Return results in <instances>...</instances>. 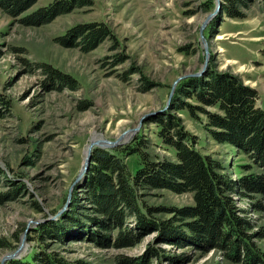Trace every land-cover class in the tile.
<instances>
[{
	"label": "rangeland",
	"instance_id": "374dc122",
	"mask_svg": "<svg viewBox=\"0 0 264 264\" xmlns=\"http://www.w3.org/2000/svg\"><path fill=\"white\" fill-rule=\"evenodd\" d=\"M55 1L36 0L11 12L0 0V168L5 173L0 181V264L22 237L18 257L3 264L30 259L39 250L93 264H240L205 244H178L170 235L163 240V228L141 237L130 218L120 228L110 219L105 230L79 223L84 228L51 238L37 229L62 213L63 219L74 198L85 193L87 172L56 217L94 134L101 140L120 139L118 147L136 146L154 159L176 161L174 148L162 142L154 121L167 112L180 118L183 129L196 138L195 149L216 160L223 174L238 180L262 171L239 147L213 139L205 114L191 107L202 106L194 97L174 101L184 78L169 95L178 77L200 71L208 58L202 75L210 70L236 78L256 91V106L264 109V0H73L75 8L47 23L23 21ZM87 23H103L109 37L90 51L59 41H78L71 33ZM42 64L67 76L73 86L50 76ZM177 101L183 107L170 110ZM124 162L134 172L137 154L125 156ZM141 193L142 201L156 210L154 219L162 221L171 217L164 209L193 204L189 192L154 188ZM230 197L237 213L252 223L249 233L258 234L264 228V209L254 204H264V195L236 192ZM119 231L133 232L130 244H115ZM106 233L105 244L90 238ZM258 235L253 241L264 253V237Z\"/></svg>",
	"mask_w": 264,
	"mask_h": 264
},
{
	"label": "trees",
	"instance_id": "16d2710c",
	"mask_svg": "<svg viewBox=\"0 0 264 264\" xmlns=\"http://www.w3.org/2000/svg\"><path fill=\"white\" fill-rule=\"evenodd\" d=\"M35 1L2 0V3L7 10L14 12L25 10ZM71 1L73 0H56L42 8L37 15L26 17L23 21L47 23L75 8L77 5ZM227 10L226 8L225 11ZM228 15L236 17V14L230 12ZM71 34L72 39L77 38L78 41H66L65 38H60L59 41L68 42L70 46H80L83 51H90L109 37L110 30L103 23H87L77 26ZM41 66L47 69L45 64ZM47 73L56 76V80L73 86L71 79L49 67ZM182 82L183 87L177 89L174 101L179 100V96L194 97L202 106L191 107L205 114L206 128L213 139L219 143H231L239 147L262 171L242 175L238 180L223 174L224 169L216 160L195 149L196 138L183 129L180 118L167 112L154 121L158 123L157 134L162 142L174 148L176 161L151 158L146 151L130 145L112 149L94 148L83 185L85 192L83 196L87 194L86 199L81 195L80 198L76 196L63 219L62 213L56 220L41 222L37 229L40 235L56 237L57 233L63 231L72 233L74 228L81 227L83 223L91 227L101 225L102 230H105L115 222L118 224L117 228H120L124 218H130L134 219L135 233H140L141 237L149 230L163 228L166 233L160 235L163 240L173 237L172 240L174 242L177 240L178 244H182L183 241L205 244L222 250L232 262L264 264V253L253 241V237L258 234L259 237H264V228L258 234L249 233V230L253 229L252 223L237 213V208L230 197L236 192L241 194L258 192L264 195V109L256 106L257 93L232 76L210 70L202 76L186 77ZM205 106L216 107L218 111H209ZM182 107L177 101L171 103L169 109L178 110ZM131 154L138 156L137 167L132 173L124 162V157ZM4 175L0 168V181ZM154 188L168 189L175 193L189 192L192 194L193 204L166 207L164 211L171 213V217L164 221L154 219L152 215L156 210L142 201L141 193L142 190ZM73 196L75 194L72 193ZM80 201H83V204L79 203ZM254 205L264 209V204L259 200ZM81 210L87 211L89 215L78 213ZM95 218L98 222H92ZM118 233L115 243L117 245L126 241L129 243L130 236H133L131 231L128 232L130 236L125 231ZM103 235L105 234L91 235L90 238L105 244L109 237L107 233ZM2 245L3 242L0 240V246ZM136 262L135 264L138 263ZM8 264L93 263L82 259L65 260L58 254L39 250L32 254L30 259H12Z\"/></svg>",
	"mask_w": 264,
	"mask_h": 264
},
{
	"label": "water",
	"instance_id": "95a60500",
	"mask_svg": "<svg viewBox=\"0 0 264 264\" xmlns=\"http://www.w3.org/2000/svg\"><path fill=\"white\" fill-rule=\"evenodd\" d=\"M205 23H206V21L204 22V24ZM203 26L204 25H202V28H203ZM207 59L208 58H205L204 65H203V67H202V69L200 71H198L196 73L189 74V75H184V76L178 77L175 80V82L173 83V87H172V90H171V93H170L169 96H171L172 93L174 92L175 84H177V82L180 79L186 78V77H189V76H200V75H202V73L204 72V70L206 68L207 62H208ZM169 99H168V102H169ZM119 140L120 139H116V140L111 141V140L103 138L102 140L100 139V140H96V141H91L90 143L87 144L86 149L84 151V158H83L81 169H80L79 173L77 174V176L75 177L74 181L72 182V184H71V186L69 188L68 194H67V200L64 203L63 207L57 212L56 217L59 216L63 211L66 210V208L68 207V204H69V199L71 197V192L73 190L74 185L77 184L84 177L85 173L87 172V170L89 168L90 161H91L92 150L94 148H96V147H98V148H108V149H112V148L118 147L119 144H120ZM50 219H52V218H50ZM35 223H37V222H35ZM23 240H24V237H22L20 245L15 250H13L12 252L7 253L6 255L3 256V258L1 259V264H3L5 260L18 257L19 252L22 249V246L24 244Z\"/></svg>",
	"mask_w": 264,
	"mask_h": 264
},
{
	"label": "bare ground",
	"instance_id": "6f19581e",
	"mask_svg": "<svg viewBox=\"0 0 264 264\" xmlns=\"http://www.w3.org/2000/svg\"><path fill=\"white\" fill-rule=\"evenodd\" d=\"M97 139H101L100 135L94 134L90 141H96Z\"/></svg>",
	"mask_w": 264,
	"mask_h": 264
}]
</instances>
